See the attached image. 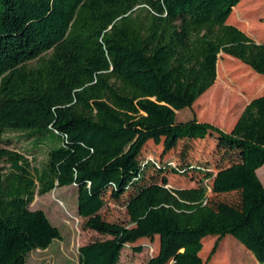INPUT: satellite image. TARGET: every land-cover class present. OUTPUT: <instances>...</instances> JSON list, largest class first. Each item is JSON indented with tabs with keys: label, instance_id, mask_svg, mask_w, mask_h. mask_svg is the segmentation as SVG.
I'll return each mask as SVG.
<instances>
[{
	"label": "trees",
	"instance_id": "trees-1",
	"mask_svg": "<svg viewBox=\"0 0 264 264\" xmlns=\"http://www.w3.org/2000/svg\"><path fill=\"white\" fill-rule=\"evenodd\" d=\"M240 3L0 0V264H26L31 252L61 240L44 212L29 205L63 187L76 189L85 228L109 237L80 247L79 264H118L126 245L155 237L158 252L148 264H204L199 254L208 236H230L264 264V94L229 132L181 125L176 116L214 85L220 55L264 76V42L226 24ZM139 65L159 100L125 73ZM7 132L48 144L42 169L4 146ZM208 136L219 157L214 170L141 158L149 141L167 154L179 141ZM150 168L155 175L147 181ZM167 170L203 179L173 189L164 176L158 182ZM208 190L235 193L237 201L210 199ZM107 193L114 200L128 194L131 228L101 217ZM241 255L236 249L230 258L239 264Z\"/></svg>",
	"mask_w": 264,
	"mask_h": 264
},
{
	"label": "rangeland",
	"instance_id": "rangeland-1",
	"mask_svg": "<svg viewBox=\"0 0 264 264\" xmlns=\"http://www.w3.org/2000/svg\"><path fill=\"white\" fill-rule=\"evenodd\" d=\"M229 25L237 27L257 43L264 42V0H241L233 12V18L227 20ZM220 55L218 58L217 75L214 85L204 93L191 109L182 110L176 114L177 123L185 125L191 122L209 123L218 127L223 132H229L240 116L244 107L255 97L264 94V76L253 72L238 60ZM253 72L260 79H253L249 75ZM133 74V79L150 89V97L159 100L157 90L151 84V79L139 65L125 72ZM125 73L119 72L124 75ZM4 146L22 153L31 163L33 168L42 169L47 161L48 144L34 145V139L26 138L24 133L7 132L2 136ZM215 139L207 137L203 140H182L177 143L174 150L163 154L162 143L156 145L149 141L142 150V160L153 161L161 165H174L183 167L186 164L203 166L214 170L219 157L215 153ZM258 179L264 184V166L259 171ZM154 174L153 169L146 173L147 181ZM166 177L168 187L173 189L191 188L199 185L203 179L202 173L179 175L171 170L165 171L158 177ZM210 185V183H206ZM210 199L216 201H237V194L214 195L208 190ZM128 194L119 200H114L105 195V205L100 211L101 217L108 222L118 223L131 228L125 205ZM29 210H41L50 223L56 227L61 240H55L46 250H36L29 254L26 264H79L78 250L80 247L93 242L106 240L109 237L86 229L85 222L77 215L76 189L74 187L57 188L44 195H35ZM228 238L229 242L224 243ZM221 240L208 236L204 238V249L199 256L204 264H236L230 258L231 251L240 250L243 255L239 264H256L253 256L235 239L226 236ZM216 250L211 255L212 248ZM242 246V247H241ZM141 252H135V248ZM159 248L158 238L152 241L139 240L134 245H126L120 254L118 264H148ZM229 248V254L226 252Z\"/></svg>",
	"mask_w": 264,
	"mask_h": 264
}]
</instances>
